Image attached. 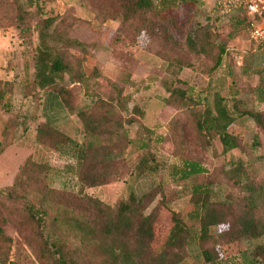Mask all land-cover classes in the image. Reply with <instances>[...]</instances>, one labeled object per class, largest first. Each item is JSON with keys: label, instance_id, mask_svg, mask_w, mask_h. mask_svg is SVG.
Returning a JSON list of instances; mask_svg holds the SVG:
<instances>
[{"label": "trees", "instance_id": "trees-1", "mask_svg": "<svg viewBox=\"0 0 264 264\" xmlns=\"http://www.w3.org/2000/svg\"><path fill=\"white\" fill-rule=\"evenodd\" d=\"M101 1L83 0L97 23L117 20L109 16L105 6L99 9L94 5H101ZM112 1L126 20L138 17L143 19L140 23H144L147 13L154 12L155 21L159 22L156 35L172 48L174 38L170 25L173 20L163 18V14L182 5H193L197 0H157L156 5L152 0ZM32 7L36 11H32ZM38 11H41L38 0H0V29L15 27L29 44L30 23ZM56 21V17L40 16L36 21L35 79L24 84L28 93L35 90L42 93L43 121L35 130L36 142L72 159L82 188L109 184L125 175L158 174L161 165L152 150L157 141L154 132L139 124L135 136L129 137L125 125L135 118L122 117L121 112H127V99L118 86L114 85L113 94L106 100L95 99L82 106L74 103L70 84H85L88 80L81 64L89 45L61 34ZM242 22L247 30L248 17ZM238 30L239 25L233 32ZM145 32L146 29L141 31ZM185 41L190 53L208 55L213 47L209 28L189 31ZM261 47L264 49V44ZM70 49H77L80 55L71 54ZM224 53L225 48L221 47L213 68L221 64ZM0 94L2 99L3 94ZM175 94L179 102L195 105L183 91L177 89ZM251 94L258 103L264 104V78ZM211 99L204 102L202 109L190 111L196 137L202 145L208 146L212 139L218 138L223 154L241 149L242 141L232 135L229 128L236 116H249L258 130L250 147H261L264 110L238 112L237 107L230 110L218 93ZM67 114L76 115L82 123L85 140L81 144L55 127ZM13 125L12 121L7 123L0 140V160L16 147L12 144ZM129 153L138 154L132 162L127 161ZM47 170L46 165L27 157L11 184L0 190V211L19 220L28 233L26 244L34 257L33 262L25 259L20 249L13 251V241L0 227V264H186L191 257L195 240L179 213L171 212L168 226L160 227L161 210L167 207L160 186L142 194L131 192L110 207L81 192L49 188L45 181ZM170 170L172 178L191 183V202L199 211L196 245L214 238L221 245L264 236V181L256 182L252 178L251 164L241 160L229 163L225 178L237 194L232 192L222 201L212 192L206 170L196 161L180 157V166L172 165ZM158 195V202L147 211ZM212 228L217 232L215 237L209 233ZM163 233L166 236L161 241ZM250 254L253 260L264 264V243L254 247ZM198 256L208 264H217L220 260L215 249H200Z\"/></svg>", "mask_w": 264, "mask_h": 264}, {"label": "rangeland", "instance_id": "rangeland-1", "mask_svg": "<svg viewBox=\"0 0 264 264\" xmlns=\"http://www.w3.org/2000/svg\"><path fill=\"white\" fill-rule=\"evenodd\" d=\"M152 1L157 4V0ZM247 1L197 0L193 5H182L164 13L163 18L173 20L170 25L174 38L172 48L156 35L159 22L155 21L154 12L147 13L144 23H140L143 19L138 17L126 20L112 0L94 4L99 9L105 6L109 16L117 18L101 24L95 21L83 0H38L41 11L35 13L30 23L29 44L15 27L0 29V93L3 94L0 99V140L7 123L12 121V144L16 145L0 160V190L11 184L27 157L48 167L45 181L49 188L81 192L110 207L131 192L142 194L160 186L167 206L161 210L160 227H167L170 213L177 212L195 240L193 253L186 264H208L198 256L200 249H215L220 258L217 264H261L252 259L250 252L264 243V236L221 245L214 238L196 245L199 211L191 202V183L172 178L170 170L172 165L180 166V157L196 161L206 170L208 182L212 183L211 190L220 201L232 192L237 194L225 178L232 160L251 164L252 178L256 182L264 181V139L260 136L261 147L251 149L258 130L249 116H236L229 128V132L242 141L243 147L223 154L218 138L212 139L208 146L200 143L190 114L191 110L202 109L204 102L215 93L225 99L230 110L233 107H237L238 112L264 110V104L258 103L251 94L264 78V49L251 39L242 22L246 18L244 6ZM31 10L36 11L35 7ZM39 16L56 17L61 34L89 45L86 59L81 64L88 80L85 84H70L74 103L82 106L95 99L106 100L113 94L114 85L118 86L127 99V112H121L122 117L135 118L134 122L125 125L129 137L135 136L139 124L154 132L157 141L152 150L161 165L158 174L125 175L109 184L82 188L75 175L74 161L36 142L35 130L43 121L42 93L38 90L28 93L24 84L35 79L33 49L38 39L34 25ZM237 25L239 30L233 32ZM203 27L211 30L213 47L208 55L190 53L186 35ZM143 29L147 32L141 33ZM221 47L225 48L221 64L213 68ZM70 53L80 55L77 49H70ZM235 54L242 56L240 67L234 63ZM71 60L76 64L73 58ZM177 89L195 101V105L179 102L175 97ZM55 127L73 142L81 144L85 140L82 123L74 114H67ZM137 155L129 153L127 161H134ZM159 199L158 195L147 211ZM0 227L13 241V251L20 249L25 259L34 262L26 244L28 233L19 220L0 211ZM209 233L215 237L217 232L212 228ZM161 235L163 241L166 234Z\"/></svg>", "mask_w": 264, "mask_h": 264}, {"label": "built area", "instance_id": "built-area-1", "mask_svg": "<svg viewBox=\"0 0 264 264\" xmlns=\"http://www.w3.org/2000/svg\"><path fill=\"white\" fill-rule=\"evenodd\" d=\"M244 9L248 17V35L256 43L264 44V0H249ZM233 60L237 66L242 65L241 55L235 54Z\"/></svg>", "mask_w": 264, "mask_h": 264}]
</instances>
